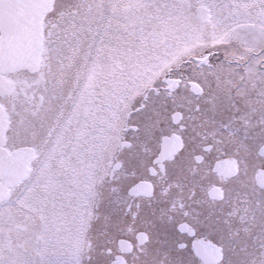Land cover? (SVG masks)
Listing matches in <instances>:
<instances>
[{
    "label": "snow or ice",
    "instance_id": "snow-or-ice-1",
    "mask_svg": "<svg viewBox=\"0 0 264 264\" xmlns=\"http://www.w3.org/2000/svg\"><path fill=\"white\" fill-rule=\"evenodd\" d=\"M0 264H264V0H0Z\"/></svg>",
    "mask_w": 264,
    "mask_h": 264
}]
</instances>
